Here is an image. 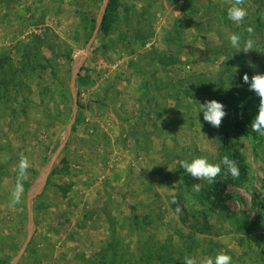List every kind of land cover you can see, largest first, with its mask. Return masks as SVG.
Here are the masks:
<instances>
[{"label":"rangeland","instance_id":"374dc122","mask_svg":"<svg viewBox=\"0 0 264 264\" xmlns=\"http://www.w3.org/2000/svg\"><path fill=\"white\" fill-rule=\"evenodd\" d=\"M103 1L0 0V264L28 239V194L73 115V61ZM228 6L118 0L77 77L76 121L35 198V232L17 264H184L221 251L232 264H264V137L251 131L259 97L243 81L264 74V0H246L239 26ZM248 26L255 50L236 53L227 37L246 39ZM210 100L225 105L219 128L201 111ZM21 154L32 166L23 203L10 209ZM224 155L244 176L219 186L231 197L216 204L179 161ZM223 180L222 171L210 186Z\"/></svg>","mask_w":264,"mask_h":264},{"label":"clouds","instance_id":"9594fccd","mask_svg":"<svg viewBox=\"0 0 264 264\" xmlns=\"http://www.w3.org/2000/svg\"><path fill=\"white\" fill-rule=\"evenodd\" d=\"M228 4L227 18L237 26L241 25L245 18L248 16L247 8L245 7L246 0H225ZM247 38L237 33H231L228 35L230 46L235 48L237 52L243 51L249 53L254 49L255 41L252 38L255 32L253 26H248ZM245 84L249 85V90L253 91L259 97L258 114L255 116L251 123V131L258 136L264 137V74H255L249 78L245 73L243 76ZM201 105V111L204 113V120L210 123L213 127L219 128L222 124L223 118L226 116L225 105L216 100L207 101ZM7 157L3 158L2 162H6ZM179 165L186 170V173L192 178L201 182L206 181L209 185L217 182L223 171L224 175H230L233 179L240 178V168L235 160L231 159L229 155H224L223 159L219 163H210L207 157H196L189 162L188 160L179 161ZM31 163L28 157L21 154L19 163L17 165L16 182L13 190L10 193L8 207L15 209L17 205L23 203L25 196V182L29 179V168ZM200 184H193V189L197 192L200 191ZM173 204L177 203V200L172 201ZM182 208L178 205L175 208L177 216L182 213ZM184 264H232V257L224 252H218L215 257L206 258L203 261L198 262L195 257L185 256L183 258Z\"/></svg>","mask_w":264,"mask_h":264},{"label":"water","instance_id":"95a60500","mask_svg":"<svg viewBox=\"0 0 264 264\" xmlns=\"http://www.w3.org/2000/svg\"><path fill=\"white\" fill-rule=\"evenodd\" d=\"M109 3H110V0H104L103 1V5L101 7L100 13H99L98 18H97L94 33H93L91 39L89 40V42L87 44V48L83 54L77 56L73 61V65H72V69H71V72H72L71 73V88H72V94H73V100H74L73 115L68 120V122L66 123L62 137L53 146V148L50 150V152L47 156L46 164L41 168L36 179L34 180V183L32 184V186L30 188V191L28 194V201H27L28 213H29V235H28V239L26 240L24 245L21 247V249L19 250V252L15 256L12 264H17V262L20 260V258L24 254L30 240L32 239V237L34 235L35 225H34L33 205H34L35 198L43 192L45 185L47 183V180L49 178V175L52 172L61 152L66 147V145L69 141L70 135L72 133V129L74 127L76 117H77L78 108H79L77 77H78V75H79V73H80V71H81V69L85 63V60H86V57L89 53L91 45L95 42V39H96L98 31L101 27V24H102V21H103V18H104V15H105V12L108 8Z\"/></svg>","mask_w":264,"mask_h":264},{"label":"trees","instance_id":"16d2710c","mask_svg":"<svg viewBox=\"0 0 264 264\" xmlns=\"http://www.w3.org/2000/svg\"><path fill=\"white\" fill-rule=\"evenodd\" d=\"M117 5H118V0H110V3L108 5V8H107V10L105 12V15H104V18H103V21H102V24H101V31H102L103 36H107L110 33V30H111L112 25H113V20H114L113 15L115 13V9L117 8ZM94 28H95V26H94ZM37 48L40 49V46L38 45ZM68 57L71 59L72 56L68 55ZM3 65L5 66V58H1L0 59V67L3 68ZM236 93H237V91H236ZM240 96L243 98L244 101L246 100V105L245 106L248 108V103H250V99L249 100L246 99L247 97H249V96H247L246 91L243 90V92L240 93ZM237 155L241 156L240 152H238ZM241 160H243V159H241ZM238 167L240 168V178H241V177L244 176V174L242 173L244 171V169L239 164H238ZM223 176H224L223 183L220 184L218 182L215 187H212L210 185L204 187L205 196L208 199H210V200L216 201V204H220V203H222V201H225L226 198L231 197V195H229V194L228 195H224L223 193H221L217 189V188H219V186L224 185L226 182L234 180L230 175L226 176L223 173ZM225 209L227 211H230L229 207H227V206L225 207ZM231 214H234V213H231ZM236 219H237V217H236ZM242 223H243V225L246 224L245 222H242ZM236 224H237V226L239 228L242 229V226L241 225L239 226V222L238 221L236 222Z\"/></svg>","mask_w":264,"mask_h":264}]
</instances>
